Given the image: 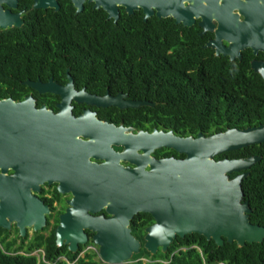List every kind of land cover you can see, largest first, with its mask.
<instances>
[{"label": "water", "instance_id": "95a60500", "mask_svg": "<svg viewBox=\"0 0 264 264\" xmlns=\"http://www.w3.org/2000/svg\"><path fill=\"white\" fill-rule=\"evenodd\" d=\"M9 8L16 9L18 0H2ZM34 10L54 9L59 11L57 0H33ZM76 14L85 9V4H94V9L104 10L108 19L117 24L120 9L128 15L142 10L144 20L156 16L159 19H173L177 25L192 27L196 19H202L200 26L204 32L216 33V39L205 48L215 50L216 56L229 57L231 62L241 59V52L252 50L257 56L264 53V0H233V7L239 8L243 21L227 8V0H71ZM0 22L2 28L20 27L10 11ZM217 18L218 28L212 20ZM226 39L228 47L221 45ZM251 69L264 80V61H252ZM70 83L66 87L48 84L27 85L40 93H51L62 98L60 111L54 114L44 107L36 108L32 98L15 103L12 100L0 101V226L9 228L15 222L22 235L25 227L42 229L46 223L47 207L30 197L27 184L32 175L38 184L56 182L57 173L44 169V164L53 154L62 150L63 141L70 136L69 128L84 125L85 137L97 140L94 132L98 124L89 113L79 118L72 115L71 102L86 103L99 107L115 106L120 109L153 107L149 101H124L123 95L111 98L109 94L98 97L82 93H71L73 87L70 69H67ZM72 124V125H71ZM104 126H102L103 128ZM113 128V127H111ZM77 134V133H76ZM75 134V135H76ZM73 136V135H72ZM131 143L143 151L131 155L146 160L149 171L140 164L127 170L118 165H96L86 159L82 168L86 173L72 172L68 178L73 185L70 191L74 199L69 208L60 216L56 230V243L63 244L76 254L79 246L88 242L84 230L95 233L92 242L98 247L100 264H128L132 257L140 253L142 245L132 234L130 223L139 213L150 214L154 224L146 229L144 248L154 256L159 251L166 253L177 237L198 234L208 241L223 246L225 240L238 247L246 244L263 243L264 227L254 225L250 220L252 212L244 202L242 182L249 176V170L261 161L252 156L242 159L216 160L224 153L245 149L264 143V124L240 129H228L210 136L200 133L197 137L181 138L173 132L131 135ZM174 150L185 159L175 158L155 160L150 153L156 149ZM105 155H113L108 146ZM96 152H103L98 147ZM24 164L21 182V164ZM33 166V167H32ZM8 169L14 171L12 177H5ZM236 176L230 179L231 174ZM7 183L9 196L7 203L1 196V185ZM23 189L21 190L20 186ZM38 190V189H37ZM106 209L110 218L95 217V213ZM8 218V219H7Z\"/></svg>", "mask_w": 264, "mask_h": 264}, {"label": "trees", "instance_id": "16d2710c", "mask_svg": "<svg viewBox=\"0 0 264 264\" xmlns=\"http://www.w3.org/2000/svg\"><path fill=\"white\" fill-rule=\"evenodd\" d=\"M30 0L28 9L31 8ZM60 10L30 11L39 15L20 34L28 39L21 46L4 48L9 59L23 64V80L30 72L64 79L67 69L83 84L103 94L129 93L133 99L157 103L145 107L151 123L181 137L210 136L228 129L253 128L264 124V80L251 69V61L264 60L249 49L241 61L231 62L204 48L199 29L177 25L173 19L156 16L144 20L142 10L128 15L120 9L117 24L107 13L85 4L76 14L71 0H59ZM140 110H133L134 114ZM176 157H184L177 152ZM261 157L242 182L244 202L252 210L250 220L264 227V143L224 153L216 160ZM236 174H231L230 179ZM134 220L154 222L149 214ZM134 235L135 232L133 231ZM53 233L40 235L30 245L0 247V264H100L96 252L79 257L58 247ZM142 245L144 240L140 237ZM4 242V241H3ZM42 249L43 256L31 255ZM147 258L149 262L141 261ZM128 264H264L263 243L238 247L225 240L223 246L198 234L177 237L166 253L152 256L144 246Z\"/></svg>", "mask_w": 264, "mask_h": 264}, {"label": "flooded vegetation", "instance_id": "af4514ba", "mask_svg": "<svg viewBox=\"0 0 264 264\" xmlns=\"http://www.w3.org/2000/svg\"><path fill=\"white\" fill-rule=\"evenodd\" d=\"M232 1L233 0H227L226 3L227 8L233 7ZM240 1L247 2V0H240ZM57 2L59 3V0H57ZM29 3L30 0H18L17 8L13 9V8H9L6 2L0 0V22L5 21L6 17H4V15L6 16V13L10 11L11 15L15 16L14 20L16 21V23L19 22L22 23L20 27L2 28L0 26V101L12 100L15 103H20L27 98H32L35 102L36 108L41 109L42 107L45 106L47 110H51L54 114H58L60 111L58 105L61 103L62 98L58 95H54L51 93H40L37 89L27 85L26 82L29 81L30 83L33 84L37 82H40L41 84H48L52 80L56 85L60 87H66L70 83L67 72L64 79L57 80L53 76L50 77L46 74H39L35 70V72L29 73V77H27L26 80H23V64L19 60L15 63V65H13V67L12 66L9 67V65L13 64L14 62L11 60L9 64L8 56L6 54V51L4 50V48L7 47L8 45L10 46L23 45L28 39L24 40L22 35L20 34H22L25 31L26 26L30 25V23L36 25V23L39 22L38 14L30 16L31 10L37 11L33 9L34 1L32 0V3L30 4L31 5L30 9H28ZM41 10H42L41 15H44L49 10H54V9H47V10L41 9ZM232 10L234 14L239 15L240 21L244 20V17L242 16V13L239 8L233 7ZM201 21L202 19L200 18L196 19L195 24L192 27H188V28L196 27L199 29V33H198L199 36L202 38L203 37L206 38V42L203 46L205 48V46L208 43L216 39V33L210 31L204 32V29L200 26ZM212 23L216 27L215 28L216 30L218 28L217 18H214L212 20ZM229 44L230 43L226 39L221 40V45L223 47H228ZM247 50L242 51L241 52L242 58L236 60L241 61L243 59L244 52ZM213 51L216 56L215 50ZM217 57H224V56L221 55ZM226 58L229 59V57ZM254 60L264 61L262 59L260 60L254 59ZM70 76L72 78L73 87L68 88L67 91L71 93L84 92L86 94L98 96V97H105L107 94H109L111 98H116L119 95H123V96L126 95V97H123L122 99L123 102L146 101V100L133 99L129 93H125L122 91H119L117 93H112L109 88L106 90L105 93L99 94L95 92L94 88H90L89 86L83 84L80 80L75 79L71 74ZM155 104L157 105V103ZM156 105L153 107H156ZM145 107H150V106H143L141 108H145ZM71 108H72V115L76 119L84 116L86 113H89L91 117L95 119L94 122L98 124V128L94 132H97L98 139L94 140L85 137L83 133L87 132V128L84 125H81L77 128H69L70 136L63 141L62 143L63 145L61 147L62 150H65V153L60 152L59 154H56L55 151L57 150L53 151V154L48 158L47 162L43 165L44 169L54 171L58 174L56 182H53L51 184L47 182L38 184V179H36L32 175L30 179L31 183L27 184L28 191L30 192V197L35 201H37L38 203H42L43 206L47 207L49 210V213L45 214V219H46L45 225L39 231H36L34 227L26 226L24 235H22L20 228L17 226L15 222H11L9 228L0 226L1 248H3L7 243L13 244L14 248H18L22 246L27 248L30 245V243L40 235L48 237V235L52 233L54 235L53 237L55 238V243H56V238H57L56 230L60 225V216L65 214L66 210L70 207L69 202L74 199V195L70 191L71 187L73 188V185L71 184V181L68 178L70 173L72 172L86 173V170L82 168L83 162L86 159H88L89 162L95 163L96 165H104L108 161L110 164L118 165L121 168L127 170L135 169L137 168V165L140 164L142 168H144L146 171H149V165L147 164L146 160H141L138 157L131 155V152L133 151H137L138 156H141L144 153L139 149L136 150L138 146L131 143V135L135 136L140 132L146 134H152L154 133V131H157L158 133L170 132L161 127L154 126V124L151 123L152 120L149 112L146 111L145 109L140 110L141 108L120 109L115 106L99 107L96 105H89L86 103H78L76 101L71 102ZM133 110H140V111L139 113L134 114L132 112ZM102 126L104 127L102 128ZM181 138H187V137H181ZM106 146L110 148L113 155L107 156L103 154L106 151L105 150ZM98 147L102 148L103 152H96V149H98ZM171 151L175 152L174 150L168 148H160V149L158 148L153 152H151L149 156L150 158L155 160H163L170 158H175L177 160L185 159V156L176 157L173 153H170ZM23 170H24V164L22 163L21 164L22 174L20 177L21 182H24V180L26 181L23 175ZM4 175L5 177H12L14 175V171L12 169H8V171ZM20 188L21 190L23 189L22 185L20 186ZM7 189H8V185L5 182L4 184L1 185V196L4 197L3 200L5 203H7L9 199L15 196V194L13 193L8 194ZM9 196H11V198H9ZM139 214H144V213H139ZM93 216L95 217L103 216L104 218L111 217L110 214H108V212L106 211V209H102L101 211L95 213ZM134 219L131 221L129 226L131 229V234L137 240H139L140 243H141L140 237L145 242V236L147 234L146 229L152 226L154 222L150 225L145 226L144 221L134 220ZM133 231L135 232V235ZM84 232L88 237V242L85 245L79 246L78 249V252H80L79 257L81 254L84 257L86 254H89L91 252H96L98 254V247L94 245L92 242L95 233H93L88 229H85ZM65 246L66 245L63 244L62 246H60V248ZM66 247L68 248V246ZM40 254H44V251L42 249L36 250L31 253V255H40ZM141 261L145 263L149 262L147 258H141Z\"/></svg>", "mask_w": 264, "mask_h": 264}, {"label": "rangeland", "instance_id": "374dc122", "mask_svg": "<svg viewBox=\"0 0 264 264\" xmlns=\"http://www.w3.org/2000/svg\"><path fill=\"white\" fill-rule=\"evenodd\" d=\"M41 255L43 256V254H41ZM38 256H39V255H38ZM81 256H83V255L81 254ZM97 256H98V255H97ZM95 259H96V260H98V259H99V257H96Z\"/></svg>", "mask_w": 264, "mask_h": 264}, {"label": "built area", "instance_id": "2783aa9c", "mask_svg": "<svg viewBox=\"0 0 264 264\" xmlns=\"http://www.w3.org/2000/svg\"><path fill=\"white\" fill-rule=\"evenodd\" d=\"M80 257H83V256L80 255Z\"/></svg>", "mask_w": 264, "mask_h": 264}]
</instances>
